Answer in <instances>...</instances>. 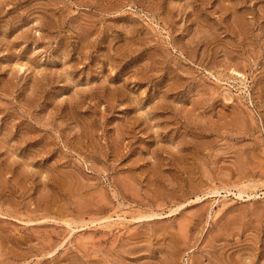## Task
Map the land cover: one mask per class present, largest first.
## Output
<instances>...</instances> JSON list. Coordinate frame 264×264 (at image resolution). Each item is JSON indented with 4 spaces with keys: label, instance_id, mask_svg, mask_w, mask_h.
<instances>
[{
    "label": "rangeland",
    "instance_id": "1",
    "mask_svg": "<svg viewBox=\"0 0 264 264\" xmlns=\"http://www.w3.org/2000/svg\"><path fill=\"white\" fill-rule=\"evenodd\" d=\"M0 264H264V0H0Z\"/></svg>",
    "mask_w": 264,
    "mask_h": 264
}]
</instances>
